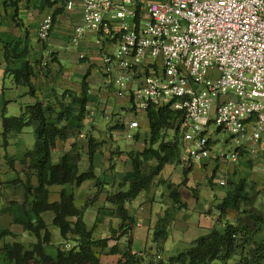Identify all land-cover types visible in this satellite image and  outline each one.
I'll return each instance as SVG.
<instances>
[{
    "label": "crops",
    "instance_id": "0c3cea01",
    "mask_svg": "<svg viewBox=\"0 0 264 264\" xmlns=\"http://www.w3.org/2000/svg\"><path fill=\"white\" fill-rule=\"evenodd\" d=\"M46 16L53 18V25L48 39L42 42L38 29ZM82 21L79 1L68 10L64 0H0V228L16 235L0 238V245L2 242L29 244L36 241L19 221L27 218L36 221L32 196L27 199L24 183L29 177L33 187L38 185L36 173L29 171L27 176L22 166L24 155L34 148L35 127L28 125L21 132H9L4 137L3 118L20 116L28 105L36 102L53 103L66 90L79 94L83 81L87 84L83 127L67 139L58 140L52 157L54 162H59L76 144L80 171H87L90 166L89 138L92 137L95 144L93 172L101 185L96 186L94 179L79 186L52 185L49 187L50 200H59V192L64 188L74 194L76 207L83 209L91 197L83 219L88 228L93 229L96 239L110 237L111 230L118 229L121 224L107 195L115 192L125 173L132 170L129 153L147 147L149 121L147 112L135 111L130 96L116 95L115 85L109 82L115 78L117 70L106 73L103 55L113 52L116 42L108 41L101 46L94 30H86L77 42H72L73 30ZM5 45H10V55H16L10 62L6 60ZM25 49L27 51L22 53ZM25 61L33 68L30 77L33 91L15 81L13 71L20 70ZM136 120L138 126L131 127ZM209 132L213 140L211 158L189 164L180 158L179 162L166 164L154 176L151 188L125 205L135 220L131 249L133 253L145 256L143 264H148L149 255L156 251L153 232L168 209L172 210V221L160 252L163 259L183 251L195 239L215 228L223 230L226 223L246 222L251 212L264 213V140L258 143L246 140L238 147L228 133L214 127H210ZM236 148L239 153L236 161L220 157ZM169 184L177 188L185 207L173 208ZM239 184H243L247 194L240 210L229 208L221 214L219 205ZM41 216L52 234L51 245L58 246L63 240L58 227L51 224L53 213L48 211ZM254 239L260 243L264 241V227ZM115 244L121 250L125 249L128 237L109 241V247ZM45 248L55 256L56 250L51 252L47 246ZM106 255L113 263H103L101 256L103 264H115L120 258L118 254ZM238 258L234 256L227 264H237Z\"/></svg>",
    "mask_w": 264,
    "mask_h": 264
},
{
    "label": "built area",
    "instance_id": "2783aa9c",
    "mask_svg": "<svg viewBox=\"0 0 264 264\" xmlns=\"http://www.w3.org/2000/svg\"><path fill=\"white\" fill-rule=\"evenodd\" d=\"M64 1L68 10L81 3L72 42L86 30L97 32L101 46L116 42L103 55L106 73L117 70L109 81L116 95L130 96L135 111L183 113L185 164L212 157L210 127L238 147L264 140V0ZM52 25L51 16L41 21L42 42ZM237 148L220 157L236 161Z\"/></svg>",
    "mask_w": 264,
    "mask_h": 264
},
{
    "label": "trees",
    "instance_id": "16d2710c",
    "mask_svg": "<svg viewBox=\"0 0 264 264\" xmlns=\"http://www.w3.org/2000/svg\"><path fill=\"white\" fill-rule=\"evenodd\" d=\"M9 47L10 45H5V56L10 62L16 55H10ZM26 51L25 49L22 53ZM13 73L17 83L27 85L33 91L30 82L33 68L28 61L23 62L21 69ZM86 104L87 84L83 81L79 94L66 90L53 103L36 102L28 105L20 116L3 118L4 137L9 132L19 133L28 125L35 127V145L24 155L22 166L27 176L29 171H34L38 178L36 187L30 184L29 177L24 183L27 199L29 195L32 196V211L37 219L19 221L36 241L29 244L20 241L2 243L0 254L4 255L7 264H103L101 254L120 255L115 264H142L145 260L142 253L132 252L130 238L135 220L129 215L125 205L135 200L141 192L148 191L154 176L166 164L180 161L182 140L179 127L184 118L183 113L174 111L169 106L148 107V145L142 151L129 153L132 170L125 173L123 181L118 183V189L107 195V201L113 204L115 215L121 219V224L118 229L111 230L110 237L96 239L93 237V229L88 228L83 219L84 209L91 200L83 209H79L75 205L73 193L63 188L59 192V200L51 201L49 189L52 185L79 186L90 179L95 180L96 186L101 185L93 172L95 144L92 137L89 138L90 166L87 171H80V153L76 144L62 155L59 162H54L52 157L58 140H65L81 131L87 112ZM168 187L173 208L185 207L177 188L171 184ZM97 194L98 191L95 197ZM246 196L243 184H239L219 205L221 214L229 208L240 210L241 202ZM48 211L53 213L51 224L58 227L63 240L57 246L55 256L45 248L53 242L48 225L41 216ZM171 221L172 210L168 209L159 218L154 229L153 241L157 246L155 255H149L148 264H227L234 256H239L237 264H264V241L260 243L254 239L255 234L264 227V213L251 212L246 222L226 223L223 230L215 228L195 239L183 251L163 259L160 252L167 239ZM8 235L16 237L13 232L0 228V238ZM122 237H128L125 249L121 250L116 244L109 247L110 240H120Z\"/></svg>",
    "mask_w": 264,
    "mask_h": 264
},
{
    "label": "rangeland",
    "instance_id": "374dc122",
    "mask_svg": "<svg viewBox=\"0 0 264 264\" xmlns=\"http://www.w3.org/2000/svg\"><path fill=\"white\" fill-rule=\"evenodd\" d=\"M170 135H171V132H170ZM211 141H210V144L211 145H213V140L212 139H210ZM88 200H91V197H89V199ZM10 238H13L12 236L10 237ZM1 242V241H0ZM3 243V242H2ZM1 243V244H2ZM56 248H57V246H55V245H47V250L48 251H51V252H53V251H55L56 250ZM153 255V254H152ZM154 255H155V253H154ZM101 256H102V261H103V263H111L113 260H112V258L109 256V255H106V254H101ZM113 263V262H112ZM0 264H7V261H6V259L4 258V255H2V254H0ZM143 264V263H142Z\"/></svg>",
    "mask_w": 264,
    "mask_h": 264
}]
</instances>
